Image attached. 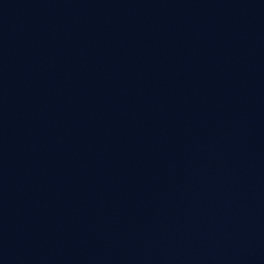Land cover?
<instances>
[{"label":"water","instance_id":"water-1","mask_svg":"<svg viewBox=\"0 0 264 264\" xmlns=\"http://www.w3.org/2000/svg\"><path fill=\"white\" fill-rule=\"evenodd\" d=\"M0 264H264V0H0Z\"/></svg>","mask_w":264,"mask_h":264}]
</instances>
